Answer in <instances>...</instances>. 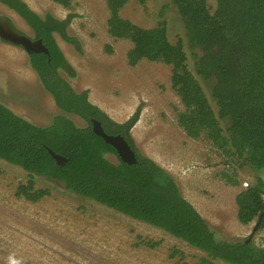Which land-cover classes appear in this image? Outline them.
I'll return each mask as SVG.
<instances>
[{
    "label": "trees",
    "instance_id": "trees-1",
    "mask_svg": "<svg viewBox=\"0 0 264 264\" xmlns=\"http://www.w3.org/2000/svg\"><path fill=\"white\" fill-rule=\"evenodd\" d=\"M51 1L68 8L72 0ZM129 1L105 0L107 33L132 45L127 65L135 67L143 60L169 65L171 90L183 106L176 121L186 137H203L228 161L241 160L239 167L248 166L264 177V0H216L212 13L206 0H169L161 8L160 15L170 5L175 9L195 74L188 68L182 40L169 42L165 21L143 29L120 17ZM0 4L48 48V56L31 55L29 63L54 107L62 112L50 125L37 126L0 103V160L20 168L27 177L16 186L17 197L35 203L50 195L49 189L35 186V178L42 177L182 241L203 254L199 264H264V238L261 245L251 237L216 241L204 218L155 161L136 149L134 164L119 159L114 164L105 158L115 151L93 133L91 119L101 121L106 134L125 135L132 144L129 132L138 114L118 124L88 101V90L77 92L62 77L61 71L66 72L69 65L54 35L69 45H79L67 30L72 14L58 20L49 14L39 16L23 0H0ZM199 81L208 88L213 105ZM74 115L88 126H77L71 119ZM48 150L66 163L57 165ZM230 183L237 185L233 179ZM262 196L264 181L258 179L235 197L238 222H254L255 231H264Z\"/></svg>",
    "mask_w": 264,
    "mask_h": 264
},
{
    "label": "rangeland",
    "instance_id": "rangeland-1",
    "mask_svg": "<svg viewBox=\"0 0 264 264\" xmlns=\"http://www.w3.org/2000/svg\"><path fill=\"white\" fill-rule=\"evenodd\" d=\"M23 1L41 17L49 14L64 20L73 15L67 30L79 45H69L54 35L72 76L63 73V77L75 91L88 90V101L118 123L138 114L129 132L136 149L172 177L216 241L250 237L254 222H238L235 197L264 177L248 166L239 167L241 160L228 161L203 137H186L176 121L183 106L170 87L171 67L145 60L135 67L127 65L126 54L132 45L107 33L105 0H72L68 8L51 0ZM206 4L212 13L216 0H206ZM165 5L169 0H144L143 4L130 0L120 17L143 29L165 21L169 42L182 40L188 68L195 74L175 9L170 5L160 15ZM0 17L8 18L17 31L33 36L1 4ZM199 83L210 101L208 88ZM0 103L37 126H48L61 114L29 68L26 53L1 39ZM71 119L79 127L85 125L76 117ZM105 158L117 162L112 155ZM227 162H231L228 167ZM232 179L237 185H231ZM26 181L23 170L0 160V264H199L201 252L159 229L77 196L61 183L38 177L36 188L49 189L50 195L35 203L17 197L16 186ZM263 238L264 231L251 235L257 245Z\"/></svg>",
    "mask_w": 264,
    "mask_h": 264
},
{
    "label": "water",
    "instance_id": "water-1",
    "mask_svg": "<svg viewBox=\"0 0 264 264\" xmlns=\"http://www.w3.org/2000/svg\"><path fill=\"white\" fill-rule=\"evenodd\" d=\"M0 39L12 45L22 47L27 54H48L47 49L40 40H32L27 34L16 32L11 27L10 22L6 19H0ZM92 125L93 133L101 137L105 143L115 148L122 162L126 164H134L136 162L134 152L130 149L123 137L106 134L100 123L95 120H92ZM48 153L57 165L61 166L66 163V160L63 157H60L49 150ZM256 228L257 224H254L250 237L255 232Z\"/></svg>",
    "mask_w": 264,
    "mask_h": 264
},
{
    "label": "flooded vegetation",
    "instance_id": "flooded-vegetation-1",
    "mask_svg": "<svg viewBox=\"0 0 264 264\" xmlns=\"http://www.w3.org/2000/svg\"><path fill=\"white\" fill-rule=\"evenodd\" d=\"M0 19L2 20V19H6V20H8L9 21V19L8 18H5V17H0ZM10 22V21H9ZM10 25H11V27L13 28V30H15L16 32H18V33H22V32H19V31H17L15 28H14V26L12 25V23L10 22ZM30 30V29H29ZM30 32H32L31 30H30ZM33 33V32H32ZM31 39L32 40H40L41 42H42V40L41 39H36L35 38V36H34V34H33V36H31ZM56 40V39H55ZM3 41V40H2ZM3 42H5V41H3ZM57 42V41H56ZM5 43H7V42H5ZM7 44H10V43H7ZM42 44H43V42H42ZM10 45H12V44H10ZM44 45V44H43ZM12 46H15V45H12ZM15 47H17V48H21L24 52H25V50L22 48V47H20V46H15ZM44 47L47 49V51H48V54H44V53H39V54H44V55H49V50H48V48L44 45ZM61 50V49H60ZM26 53V52H25ZM31 55H34V54H27L26 53V56H27V58H28V63L30 62V56ZM69 65V64H68ZM29 68L31 69V67H30V63H29ZM32 70V69H31ZM67 70L70 72V70H69V68L67 67L66 68V72H67ZM33 71V70H32ZM34 72V71H33ZM66 72H64V71H61V75L64 73H66ZM35 73V72H34ZM67 74V73H66ZM36 75V74H35ZM68 75V74H67ZM36 77H37V75H36ZM62 77H63V75H62ZM68 77L69 78H72V76H71V74H69L68 75ZM64 78V77H63ZM37 79H38V77H37ZM65 79V78H64ZM66 80V79H65ZM67 81V80H66ZM38 82H39V80H38ZM67 83H68V81H67ZM39 84H40V82H39ZM69 84V83H68ZM41 85V84H40ZM70 85V84H69ZM42 87V86H41ZM43 88V87H42ZM71 88H73V87H71ZM44 90V89H43ZM45 91V90H44ZM59 110V109H58ZM60 111V110H59ZM60 113L62 114V112L60 111ZM73 118L74 117H76V118H78V119H80V120H82L81 118H79V117H77V116H72ZM110 118V117H109ZM92 120H95V121H97V122H99L100 123V125H101V121H99V120H96V119H91V128L93 127V125H92ZM114 121V120H113ZM82 122L85 124L84 126L85 127H87L88 126V124L84 121V120H82ZM114 122H116V121H114ZM116 123H118V122H116ZM118 124H124V123H118ZM84 126H80V127H84ZM134 126V125H133ZM101 127H102V125H101ZM103 129V128H102ZM132 129V128H131ZM93 131V130H92ZM104 131V130H103ZM131 131V130H130ZM110 136H120V137H123L124 138V140L126 141V143L128 144V146L130 147V149L134 152V155H135V152L136 151H138L137 149H136V147H135V145H134V143H130L131 141H130V139L127 137V136H125V135H110ZM129 137L131 138V135H130V133H129ZM101 138V137H100ZM102 139V138H101ZM103 140V139H102ZM131 140H132V138H131ZM104 141V140H103ZM133 141V140H132ZM107 144V143H106ZM109 145V144H108ZM111 146V145H110ZM133 146V147H132ZM112 147V146H111ZM113 148V147H112ZM114 149V151H115V153H107L106 155H112L114 158H115V160L116 161H118V159L121 161V159H120V157H119V155H118V153H117V151L115 150V148H113ZM135 149H136V151H135ZM140 154V153H139ZM136 159V158H135ZM110 162V161H109ZM112 163V162H111ZM117 163V162H116Z\"/></svg>",
    "mask_w": 264,
    "mask_h": 264
},
{
    "label": "built area",
    "instance_id": "built-area-1",
    "mask_svg": "<svg viewBox=\"0 0 264 264\" xmlns=\"http://www.w3.org/2000/svg\"><path fill=\"white\" fill-rule=\"evenodd\" d=\"M262 199L264 200V196H262Z\"/></svg>",
    "mask_w": 264,
    "mask_h": 264
}]
</instances>
